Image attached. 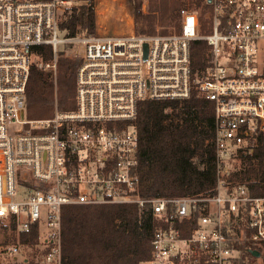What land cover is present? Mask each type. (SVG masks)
I'll return each instance as SVG.
<instances>
[{
    "label": "built area",
    "instance_id": "obj_1",
    "mask_svg": "<svg viewBox=\"0 0 264 264\" xmlns=\"http://www.w3.org/2000/svg\"><path fill=\"white\" fill-rule=\"evenodd\" d=\"M92 1L0 0V264H63V206L105 203L150 209L157 225L140 264H264V195L234 176L250 139L264 132V0H202L169 33L66 36L68 12ZM196 40L209 52L200 75ZM68 43L83 48L76 107L28 117L32 65L56 70ZM40 44L52 46V61ZM194 89L214 105L215 191L144 197L139 105ZM243 245L260 256H244Z\"/></svg>",
    "mask_w": 264,
    "mask_h": 264
},
{
    "label": "trees",
    "instance_id": "obj_2",
    "mask_svg": "<svg viewBox=\"0 0 264 264\" xmlns=\"http://www.w3.org/2000/svg\"><path fill=\"white\" fill-rule=\"evenodd\" d=\"M135 18V31L168 33L179 27L182 10L197 9L202 0H128ZM203 20V17H201ZM159 26L160 29L156 27ZM66 36L96 33L93 5L84 3L68 12L60 23ZM46 61L53 58L52 46L37 45ZM58 53L57 70L31 67L26 91L30 118L50 117L55 108L76 107V72L80 57ZM208 45L196 40L192 49L195 75L202 74L208 59ZM138 134L139 193L144 197L183 196L214 192L217 183L213 142L214 105L197 89L183 100H152L140 103L134 120ZM242 166L234 173L254 195H264V132L256 133L249 151L241 154ZM156 221L147 207L135 204H66L62 213L63 264H140L151 255ZM35 239V236H34ZM36 240V239H35ZM248 243L244 240V244ZM243 245V255L254 257ZM264 260V242L258 247Z\"/></svg>",
    "mask_w": 264,
    "mask_h": 264
},
{
    "label": "rangeland",
    "instance_id": "obj_3",
    "mask_svg": "<svg viewBox=\"0 0 264 264\" xmlns=\"http://www.w3.org/2000/svg\"><path fill=\"white\" fill-rule=\"evenodd\" d=\"M148 3H149L148 0H143L142 7L145 12H147L148 10ZM92 4L94 10L96 9L95 10L96 34H103V35L121 34V33H127L129 30L133 28L135 29V18L131 10V5L128 0H93ZM201 4L202 2L197 6V9L200 7ZM189 9L193 10V8L191 7H189ZM203 20L204 22L207 21L204 17ZM156 28L160 29L159 26H157ZM174 31H176V27L170 28L169 32H174ZM156 33H161V32H156ZM82 50L83 48L81 45L68 43V44L60 45L59 52H62L60 55H62L63 57L81 58L80 55L82 53ZM36 60H38V58ZM52 60L53 58L48 61H52ZM49 69H53L56 73L57 65H56V70L55 68H49Z\"/></svg>",
    "mask_w": 264,
    "mask_h": 264
},
{
    "label": "water",
    "instance_id": "obj_4",
    "mask_svg": "<svg viewBox=\"0 0 264 264\" xmlns=\"http://www.w3.org/2000/svg\"><path fill=\"white\" fill-rule=\"evenodd\" d=\"M146 54H147V44L145 45ZM251 253L255 256H260L261 252L258 249L251 250Z\"/></svg>",
    "mask_w": 264,
    "mask_h": 264
}]
</instances>
